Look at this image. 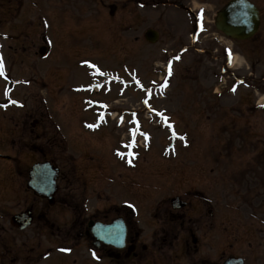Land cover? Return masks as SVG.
I'll use <instances>...</instances> for the list:
<instances>
[{"label":"rangeland","instance_id":"374dc122","mask_svg":"<svg viewBox=\"0 0 264 264\" xmlns=\"http://www.w3.org/2000/svg\"><path fill=\"white\" fill-rule=\"evenodd\" d=\"M125 1L0 0V60L6 68L0 75V152L13 157L0 158V223L34 205L36 213L48 211V219L63 226L73 211L71 202L61 201L62 195L78 199L85 193L91 201L89 213L98 208L104 215L112 206L134 205L138 227L148 241L153 211L180 196L193 210L203 211L194 213L197 222L190 224L200 238L198 256L222 264L224 258L238 255L247 264H264L263 254L253 257L254 242L264 252V108L257 106L264 101V45L251 51L257 39L264 43V0H252L262 12V30L256 40L246 42L226 37L215 27L217 11L229 0H143L144 6L136 0L124 6ZM151 28L159 32L155 43L145 39ZM43 37L50 50L45 59L40 52ZM171 55L174 68L167 65ZM93 63L141 84L120 91V84L113 83L116 87L106 96L85 94L110 100V106L122 110L101 128L88 126L105 120L99 121L94 108L83 101L84 111L80 95L73 92L79 84L91 83ZM98 83L105 90V81ZM149 89L150 108L166 109L175 129L161 128L146 111L150 108L143 98ZM10 102L13 105L4 110L2 104ZM131 110L147 119L133 133L135 139L126 132L133 129L128 123ZM120 117L127 127L117 122ZM53 137L65 139L68 148L54 146ZM172 138L176 152H167ZM124 141L149 148L135 168L119 161L126 151ZM45 159L64 172L74 161L82 173L89 169L86 191L80 182L68 185L61 180L56 205L36 199L26 188L27 171ZM43 224L36 220L24 231L9 232L4 255L8 251L6 256L15 257L16 264L37 263L40 251L61 245L57 229ZM29 245L39 253L30 252ZM50 251L38 264H65L75 256Z\"/></svg>","mask_w":264,"mask_h":264},{"label":"flooded vegetation","instance_id":"af4514ba","mask_svg":"<svg viewBox=\"0 0 264 264\" xmlns=\"http://www.w3.org/2000/svg\"><path fill=\"white\" fill-rule=\"evenodd\" d=\"M125 2V6L128 5V2ZM192 206L193 204L188 201L184 208L174 209L170 200H165V204L157 207L151 214L154 227L148 241L146 240L148 237H144L141 228L139 229L138 223L132 218L129 219L128 213L116 209V216L124 218L127 228L126 243L123 247L117 248L105 242H97L90 225L92 222L109 223L112 211L109 210L108 214L104 213V215L100 210L97 212L102 213H86L85 208L78 205V211L72 221L68 225L57 226L58 232L65 236L62 249L66 252L73 251L77 255V258L66 260L65 264H220V261L198 256L200 250L197 247L200 238L196 237L194 226L191 227L190 224L194 222L193 214H201L203 211L196 208L193 210ZM209 213L212 214L213 211L209 210ZM7 232L10 231L4 230L0 234V249L3 250V255L6 247H9L4 236ZM182 232L185 234L184 237H181ZM24 244L28 245V243ZM253 248L255 249L254 258L264 255V252L258 251L256 242ZM180 254L185 255V258H182L184 263H181L177 257ZM14 259L16 260L15 257H10L9 264H13Z\"/></svg>","mask_w":264,"mask_h":264},{"label":"water","instance_id":"95a60500","mask_svg":"<svg viewBox=\"0 0 264 264\" xmlns=\"http://www.w3.org/2000/svg\"><path fill=\"white\" fill-rule=\"evenodd\" d=\"M260 19L258 9L248 0H232L219 13L216 18V27L226 35L245 39L252 36L259 27ZM147 38L155 41L157 33L147 32ZM58 171L50 162L38 163L30 171L28 186L42 197L53 200L57 191L56 179ZM32 220L30 212H24L13 217V224L21 229L26 228ZM97 237L107 243L122 246L125 239V226L121 220H115L110 225L98 224L94 227ZM225 264H244L241 258L230 257Z\"/></svg>","mask_w":264,"mask_h":264},{"label":"snow or ice","instance_id":"6c2138e0","mask_svg":"<svg viewBox=\"0 0 264 264\" xmlns=\"http://www.w3.org/2000/svg\"><path fill=\"white\" fill-rule=\"evenodd\" d=\"M179 57H177L178 59ZM3 74V71H2V63H0V75ZM171 74V69L169 68V75ZM233 91H235V89H233ZM15 103V102H13ZM89 127H95V125H88ZM129 163H131V161H129Z\"/></svg>","mask_w":264,"mask_h":264}]
</instances>
